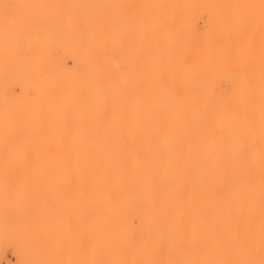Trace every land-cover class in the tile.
<instances>
[{
	"label": "bare ground",
	"instance_id": "obj_1",
	"mask_svg": "<svg viewBox=\"0 0 264 264\" xmlns=\"http://www.w3.org/2000/svg\"><path fill=\"white\" fill-rule=\"evenodd\" d=\"M77 2L0 26L4 162L83 169L85 264H264V0ZM184 55L257 76L214 94L197 149L168 128Z\"/></svg>",
	"mask_w": 264,
	"mask_h": 264
},
{
	"label": "rangeland",
	"instance_id": "obj_2",
	"mask_svg": "<svg viewBox=\"0 0 264 264\" xmlns=\"http://www.w3.org/2000/svg\"><path fill=\"white\" fill-rule=\"evenodd\" d=\"M70 1L73 0H0V26L36 23L41 7L68 5ZM78 1L77 5H83V0ZM172 60L182 63L176 69L171 64ZM212 60L214 57L210 56L170 58L167 88L174 101L169 104V134L170 137L178 135V141L188 139L190 145L186 146L187 149H197L202 134H209L212 129L205 111L210 110L214 94L231 93L233 77L236 76H244L250 84L257 82V76L247 69L248 66L227 65L226 68L222 65L217 70ZM205 61H208L206 65ZM179 79L185 83L181 89ZM31 91L28 92L29 97L33 96ZM5 144L4 114L0 101V244L3 245L0 246L3 250L0 249V264H85L83 169L10 166L4 162ZM252 147L263 154L258 166L264 168L261 141L255 140ZM173 149L172 144L170 150ZM245 166L249 170L253 164L235 163L236 168L246 169ZM250 175L249 170L247 181H250Z\"/></svg>",
	"mask_w": 264,
	"mask_h": 264
}]
</instances>
